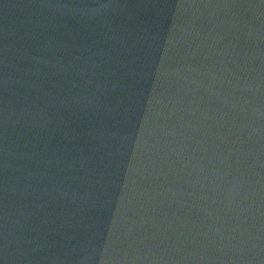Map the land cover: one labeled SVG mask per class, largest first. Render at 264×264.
Listing matches in <instances>:
<instances>
[{
  "label": "water",
  "instance_id": "obj_1",
  "mask_svg": "<svg viewBox=\"0 0 264 264\" xmlns=\"http://www.w3.org/2000/svg\"><path fill=\"white\" fill-rule=\"evenodd\" d=\"M0 264H264V0H0Z\"/></svg>",
  "mask_w": 264,
  "mask_h": 264
}]
</instances>
